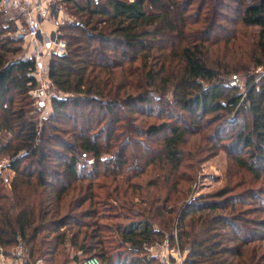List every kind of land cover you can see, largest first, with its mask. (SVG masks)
I'll return each instance as SVG.
<instances>
[{"label": "trees", "instance_id": "1", "mask_svg": "<svg viewBox=\"0 0 264 264\" xmlns=\"http://www.w3.org/2000/svg\"><path fill=\"white\" fill-rule=\"evenodd\" d=\"M58 2L73 22L59 28L66 53L49 57L57 93L41 124L33 63L17 59L0 11V160L14 173L7 188L0 175V248L20 237L26 262L153 264L146 246L176 238L183 264H264V74L244 92L229 84L245 56L264 68V0ZM236 25L252 29L239 60L228 59L242 52ZM221 149L243 174L186 199ZM110 200L125 223L102 222Z\"/></svg>", "mask_w": 264, "mask_h": 264}, {"label": "built area", "instance_id": "2", "mask_svg": "<svg viewBox=\"0 0 264 264\" xmlns=\"http://www.w3.org/2000/svg\"><path fill=\"white\" fill-rule=\"evenodd\" d=\"M0 11L5 12L6 18L12 20L14 26L12 35L21 41L22 52L17 59L33 63L31 75L38 85L31 89L29 94L36 102L35 109L40 110L44 105V99L51 98L55 92L48 79L49 57L52 54L66 53V41L62 38L59 28L65 23H71L72 19L64 20L62 6L58 0H0ZM230 85L238 86L235 78ZM160 247L163 251L158 250ZM146 249L149 258H155L162 264H183L187 251L186 249L180 251L176 238L173 246L165 239L161 244L147 245ZM26 252L24 242L18 237L16 245L9 252L5 253L0 248V264H27ZM30 264L44 263L38 258ZM73 264H101V261L96 256H89Z\"/></svg>", "mask_w": 264, "mask_h": 264}, {"label": "rangeland", "instance_id": "3", "mask_svg": "<svg viewBox=\"0 0 264 264\" xmlns=\"http://www.w3.org/2000/svg\"><path fill=\"white\" fill-rule=\"evenodd\" d=\"M61 6H63L62 7V17L64 18V20H66L67 18L72 19V17L69 15V10H66L64 3ZM227 17L231 18L232 15L227 14ZM72 22H73V19H72ZM234 28L235 27H233V29ZM236 28L239 31L237 32V39L235 41H233V44H235L237 47L240 46L242 52H239V51L234 52L235 49H233L231 47V50H233V53L232 52L230 53L228 59H233V60L241 59L239 55L244 54L247 51H249L250 46L252 45V39H251L252 29H246L247 31L245 30L244 36L241 37L242 35L239 33L241 30L240 26L236 25ZM243 32H244V30H243ZM176 41L179 42V40H176ZM165 44L168 45L167 42ZM245 55L246 54H244V56ZM47 59H48V56L45 57V60H47ZM248 59L249 58H247V56L243 57L242 62L245 63L247 68L243 72H238L237 78H235V80L238 83V86H236V87L241 92L245 91V83H246L247 79H254L257 81L259 79V76L264 74V68L263 67L254 66V64L252 62H247ZM231 78H232V76L229 78V84L231 81L234 80V78L233 79H231ZM241 84H242V87H241ZM56 93L57 92H54V94H56ZM58 95L63 96V97L67 96L66 94H62V93H58ZM31 99L34 102L33 107H32V111L37 116L38 121L41 124L42 120L51 112L52 107L50 104V98L44 99V105H42L40 110L35 109L34 105L36 104V102L32 97H31ZM237 110H238V113L240 116L247 115L245 106L240 105ZM141 117H139V119H137L136 121L142 127L143 126L142 122H144V120L146 118H143V117L141 118ZM82 119L83 118H80V120L78 122H83L84 120L82 121ZM1 136L3 139H6L9 136V134L2 133ZM137 147L138 146H136V144L133 145V149L139 151ZM7 164H9V160L7 158H3L0 160V175L5 179V188L10 187L9 186L10 181L14 176V173L5 167V166H7ZM242 174H243V171H238L237 168L233 165L232 161L227 157V153L223 149H221L218 151L217 154L210 156L209 159H207L206 161H204L200 165V168H199L198 172L196 173V179L194 181H192L191 184H188V186L191 185V187H190V192L186 196V199L189 200V198L192 199L195 196L196 197L197 196L199 197L202 195L206 196V194L216 192V191L222 189L223 187H225L227 185V179L228 178H233V179L240 178V176ZM185 202H187V200ZM113 204H114L113 200H110V201H107V203H106L107 207H105V206L101 207V209L104 207L101 210V212H102V214H105V217H106L105 219L102 220V222L105 224H113V222L125 223L123 221V219L114 217L115 210L111 208V206ZM182 206H183V204H182ZM85 207H87V205ZM116 212H118V211H116ZM85 220H87V219H85ZM153 223H154V228H158L157 221H154ZM171 231L173 233H176L175 227H172L169 232H166V237H167L168 233H171ZM105 234L108 235L113 240H116L118 238V235L115 231L110 232L108 234L105 233ZM158 250L163 251V249L161 247L158 248ZM65 252L66 253L69 252V249L65 250ZM62 256H63V254H60L59 256L56 255V258H55L56 261L55 262L57 264L62 260L61 259ZM33 258H35V257H33ZM36 259H38V258H36ZM36 259H34V260L30 259V262H27V264L34 262ZM40 259H42V258H40ZM173 260L174 259H172V261ZM43 263L45 264L44 260H43ZM154 264H162V263L159 262V260H155Z\"/></svg>", "mask_w": 264, "mask_h": 264}, {"label": "crops", "instance_id": "4", "mask_svg": "<svg viewBox=\"0 0 264 264\" xmlns=\"http://www.w3.org/2000/svg\"><path fill=\"white\" fill-rule=\"evenodd\" d=\"M50 24L48 23V26H49Z\"/></svg>", "mask_w": 264, "mask_h": 264}]
</instances>
